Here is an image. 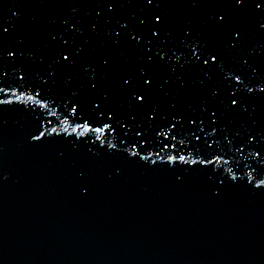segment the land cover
Returning <instances> with one entry per match:
<instances>
[{
  "label": "water",
  "instance_id": "95a60500",
  "mask_svg": "<svg viewBox=\"0 0 264 264\" xmlns=\"http://www.w3.org/2000/svg\"><path fill=\"white\" fill-rule=\"evenodd\" d=\"M0 264H264V0H0Z\"/></svg>",
  "mask_w": 264,
  "mask_h": 264
},
{
  "label": "snow or ice",
  "instance_id": "6c2138e0",
  "mask_svg": "<svg viewBox=\"0 0 264 264\" xmlns=\"http://www.w3.org/2000/svg\"><path fill=\"white\" fill-rule=\"evenodd\" d=\"M212 59H213V60H215V56H213V57H212ZM206 62H207V61H205V63H206ZM139 99H141V100H142V99H143V97H139ZM232 103H233V104H235V103H236V101H235V100H232Z\"/></svg>",
  "mask_w": 264,
  "mask_h": 264
}]
</instances>
